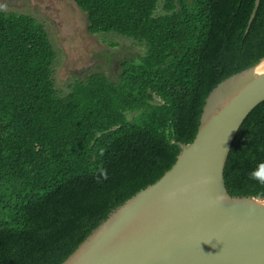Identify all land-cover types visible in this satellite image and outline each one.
Masks as SVG:
<instances>
[{
	"label": "trees",
	"instance_id": "16d2710c",
	"mask_svg": "<svg viewBox=\"0 0 264 264\" xmlns=\"http://www.w3.org/2000/svg\"><path fill=\"white\" fill-rule=\"evenodd\" d=\"M90 33L146 45L117 80L60 94L33 16L0 10V264H59L108 214L158 180L197 132L208 93L264 57V0H73ZM156 98L158 100H156ZM231 195L264 197V100L224 167Z\"/></svg>",
	"mask_w": 264,
	"mask_h": 264
},
{
	"label": "water",
	"instance_id": "95a60500",
	"mask_svg": "<svg viewBox=\"0 0 264 264\" xmlns=\"http://www.w3.org/2000/svg\"><path fill=\"white\" fill-rule=\"evenodd\" d=\"M263 100L264 57L208 93L196 135L170 169L59 264H264V197L231 195L224 179L234 137Z\"/></svg>",
	"mask_w": 264,
	"mask_h": 264
},
{
	"label": "rangeland",
	"instance_id": "374dc122",
	"mask_svg": "<svg viewBox=\"0 0 264 264\" xmlns=\"http://www.w3.org/2000/svg\"><path fill=\"white\" fill-rule=\"evenodd\" d=\"M163 4L158 1L155 15L165 12ZM0 10L31 15L44 25L56 52L52 79L60 94H66L76 79L93 73L117 80L124 59L135 61L146 52V45L134 38L90 33L86 13L73 0H0Z\"/></svg>",
	"mask_w": 264,
	"mask_h": 264
}]
</instances>
